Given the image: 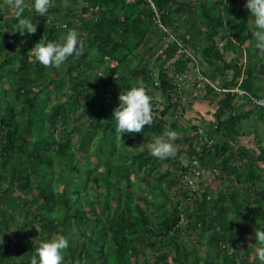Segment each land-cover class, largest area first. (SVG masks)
Here are the masks:
<instances>
[{"label":"trees","instance_id":"obj_1","mask_svg":"<svg viewBox=\"0 0 264 264\" xmlns=\"http://www.w3.org/2000/svg\"><path fill=\"white\" fill-rule=\"evenodd\" d=\"M25 4L23 16L37 31L21 36L13 33L14 10L0 0V264H30L40 243L56 235L69 241L65 264H260L264 146L240 143L246 132L238 122L248 112H235L237 95L218 99L206 86L215 127L197 156L203 172L194 191L175 172L187 170L182 149L160 160L146 147L165 131H176L177 143L183 138L171 119L177 103L167 92L168 72H183L190 58L176 54L175 42L164 44L169 34L200 54L201 73L212 77L205 65L219 72V87H237L248 101L264 97V51L252 42L246 0H54L43 17L34 0ZM69 30L84 45L79 59L58 69L34 60L37 42H62ZM245 41L253 53L227 60L226 51ZM138 80L159 98L154 123L120 136L113 110Z\"/></svg>","mask_w":264,"mask_h":264},{"label":"clouds","instance_id":"obj_2","mask_svg":"<svg viewBox=\"0 0 264 264\" xmlns=\"http://www.w3.org/2000/svg\"><path fill=\"white\" fill-rule=\"evenodd\" d=\"M4 4L14 10L17 24L13 33L19 32L21 36L35 34L37 24L25 18L23 13L26 8L25 0H3ZM54 0H34V10L41 16H46L49 8L54 7ZM68 7L67 4L64 5ZM246 9L251 13L255 30L252 36L256 40V48L264 51V0H246ZM84 45L80 41L76 30H69L62 42L44 40L37 42L30 50L36 62L45 68H60L69 57L79 59L84 54ZM119 106L113 110L112 118L116 122L118 135L124 133H142L145 126L154 123L153 101L154 97L148 94L146 85L142 80L137 81V86H132L126 92L119 94ZM159 99V98H155ZM179 138L176 131H165L157 136L153 142L147 144L151 156L160 160L174 158L177 153L175 141ZM37 229V228H36ZM38 231V229H37ZM257 247L255 254L260 264H264V230H255ZM4 244L0 236V245ZM69 248V241L63 235H56L47 242L40 243L35 255L31 257L30 264H65V253Z\"/></svg>","mask_w":264,"mask_h":264},{"label":"built area","instance_id":"obj_3","mask_svg":"<svg viewBox=\"0 0 264 264\" xmlns=\"http://www.w3.org/2000/svg\"><path fill=\"white\" fill-rule=\"evenodd\" d=\"M158 26H161L160 22H157ZM168 35V30L163 28ZM165 45L169 42H175L177 47L176 54H181V52H186L190 58L189 68L185 69L183 72L178 74H173L168 72L170 78V87L167 90L171 96V102H176L173 118L182 122L183 131L180 133L182 135V141L177 143L174 142L176 147L182 149L183 151L179 155V161L186 167V172L182 171V167H177L175 172L181 175L182 184L191 191L195 190L194 179L202 174V170H199L197 167V156L200 154L201 146L204 143L210 144L212 140H208L207 131L210 128L215 127V118L213 117V112H211V120H205L200 115L192 116L187 119H183V115L188 111V109H183L188 103H190L197 95L204 96L206 95V86H209L210 89H213L216 92L220 93H232L238 97L245 95V93L239 90L237 87L231 89L217 88L214 83L209 81L203 76L198 64L197 58L191 53L183 44L181 40L176 39L173 35L169 34L167 37L163 38ZM156 75L154 74V78ZM154 85L157 86L158 82L155 81ZM188 86H190L191 93L188 91ZM193 86V87H191ZM197 92V94H196ZM155 99V96H154ZM249 101L258 107L264 108V97L254 98L248 96ZM163 102V100H161ZM156 107V105H155ZM185 121V125L183 122ZM167 128V127H166ZM184 140V141H183ZM194 148V150L191 148ZM181 220L182 217H181Z\"/></svg>","mask_w":264,"mask_h":264},{"label":"rangeland","instance_id":"obj_4","mask_svg":"<svg viewBox=\"0 0 264 264\" xmlns=\"http://www.w3.org/2000/svg\"><path fill=\"white\" fill-rule=\"evenodd\" d=\"M248 40H250V38H248ZM154 41H155V38H153L150 43L152 44ZM252 42L255 44L256 40H252ZM243 45H244V47L246 46V48H247L248 47L247 46V41H245ZM233 49H234V53H236V55L238 56L237 58H239L241 54L244 56V51H243V48L241 46L235 45L233 47ZM250 49L251 50H248V51L253 53L254 46H253V48H250ZM261 52H263V51H261ZM226 54H228V51H226ZM232 57L234 58V56H232ZM229 59H230V57L227 58V60H229ZM239 60L243 61V57L239 58ZM98 71H99L100 75H97ZM91 75L93 76V78H95V76H98L100 78H104V76L102 75V71L101 70H93ZM217 86H219V84ZM188 104L189 105H187L186 108L189 109V113L183 115V119L184 120L187 119L189 116H197V115H200L205 120H211L212 117L209 114L211 112H213L214 109H213V105L211 103H209L207 99L199 98V97L198 98H194ZM235 110H236L235 112L237 114H240V113H242L243 107L240 106V107L236 108ZM248 116L246 118H244L243 121H239L238 122L239 126L237 128H242V130H243V128L247 129L250 134L256 135L257 136V140L260 142L261 145L264 146V125H263V127H262V124L258 125L259 124L258 119L254 118L253 116H249V117ZM177 124H178L179 127H182V122L181 121H178ZM183 125H185V121L183 122ZM260 136H261V138H259ZM245 139H248V138H245ZM248 141L251 144L250 147H254L256 145V142H255L256 140L254 141V140L248 139ZM142 147H143V145L141 146L140 149H142ZM194 184H196L195 180H194ZM5 229L7 231L9 230V234L13 233V228L10 227V225H7V226L5 225ZM249 243H250V238L247 237L246 238V244H249Z\"/></svg>","mask_w":264,"mask_h":264},{"label":"crops","instance_id":"obj_5","mask_svg":"<svg viewBox=\"0 0 264 264\" xmlns=\"http://www.w3.org/2000/svg\"><path fill=\"white\" fill-rule=\"evenodd\" d=\"M61 27H64V25L63 24H61ZM179 40H181V38H178ZM216 39H218V38H216ZM182 41V40H181ZM218 41V40H217ZM218 43H219V48L221 49V47H223V45H224V41H218ZM248 44V43H247ZM242 48H243V51H244V55H246L245 54V52L246 51H248V50H250V48L249 49H245V47H244V45H242L241 46ZM190 51V50H189ZM191 53H193L192 51H190ZM234 56V49L233 50H231V51H229L228 52V54H226V57L227 58H231L232 56ZM197 58V60H198V64H199V66H203V64H204V62H203V60L201 59V57H200V54L198 55V57H196ZM244 57H243V62H244ZM205 67V69L206 70H210V73L212 74V77L211 76H209V75H205V74H203V76L205 77V78H207L209 81H211L212 83H214V85H215V87H217V88H221V87H219V86H217L218 84H220L221 83V80H222V78L219 76V72L217 71H215V69H209V67L208 68H206V65L204 66ZM201 68V67H200ZM204 69V70H205ZM201 72H202V68H201ZM230 73H228L227 74V76H226V78L227 79H230L229 77H230V75H229ZM97 75H100V73H99V71H98V74ZM191 87H193V86H191ZM188 91H189V93H191V89H190V86H188ZM196 94H197V92H196ZM206 94V93H205ZM219 94V93H218ZM220 96H222V94L220 93L219 95H218V99L220 98ZM203 98L204 96H201V95H197V97L196 98ZM208 100V102H211V100H209V99H207ZM232 104H233V107H234V109H236V108H238V107H240V106H242L243 107V110H245V112L247 111L248 112V115L249 116H253L254 118H256V119H258V122H259V124L258 125H261L262 124V127H263V125H264V114H263V116H261L260 114H259V112L261 111V110H264V108H261V107H256V106H253V105H251V103L248 101V100H246V99H243V98H240V97H238V96H235L234 98H233V101H232ZM189 105V104H188ZM212 105H213V109H216L217 107L215 106V104H213L212 103ZM246 105V106H245ZM187 107V105L185 106V107H183V109H187L186 108ZM189 113V111H186V113L185 114H188ZM264 113V112H263ZM258 115H260V116H258ZM248 116V117H249ZM189 117H192V116H189ZM188 117V118H189ZM241 121H243V120H241ZM245 132H246V135H243V136H241L240 138H239V141H240V143L242 144V145H246L247 147H249V146H251V144H250V142L248 141V139H251V140H257V136L256 135H253V134H250L249 132H248V130L247 129H245ZM248 133V134H247ZM255 137H256V139H255ZM245 138H248V139H245ZM259 138H261V136L259 137Z\"/></svg>","mask_w":264,"mask_h":264}]
</instances>
